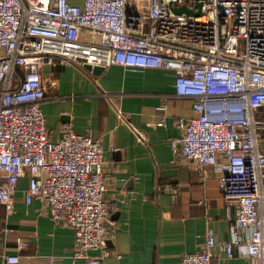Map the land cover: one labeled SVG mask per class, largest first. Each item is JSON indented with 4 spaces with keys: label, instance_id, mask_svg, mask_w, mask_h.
Segmentation results:
<instances>
[{
    "label": "built area",
    "instance_id": "1",
    "mask_svg": "<svg viewBox=\"0 0 264 264\" xmlns=\"http://www.w3.org/2000/svg\"><path fill=\"white\" fill-rule=\"evenodd\" d=\"M181 6L200 14L172 11ZM0 52V205L9 206L26 176L25 204L38 200L72 229L74 262L104 264L112 204L101 139L68 125L50 141L40 67L172 70L173 94L193 99V115L178 120L170 151L214 167L223 200L234 205L228 240L216 244L207 228L180 264H220L234 249L264 264V0H0ZM158 110L163 127L165 105ZM15 242L17 252L26 246Z\"/></svg>",
    "mask_w": 264,
    "mask_h": 264
},
{
    "label": "crops",
    "instance_id": "2",
    "mask_svg": "<svg viewBox=\"0 0 264 264\" xmlns=\"http://www.w3.org/2000/svg\"><path fill=\"white\" fill-rule=\"evenodd\" d=\"M40 68L45 96L39 106L50 141L68 125L77 134L101 139L104 198L112 204L104 264H180L185 253L198 249L207 228L216 244L228 240L234 205L222 198L218 172L174 158L170 151L169 141L181 134L178 120L193 115V99L173 94L172 70ZM162 104L167 117L158 127ZM259 113L264 116V108ZM137 132L148 141L139 140ZM27 184L21 177L9 206L0 205V264L2 256L13 254L18 264H80L71 256L72 229L54 223L48 206L38 200L25 204ZM18 238L26 246L17 252ZM233 253L220 264H248L237 249Z\"/></svg>",
    "mask_w": 264,
    "mask_h": 264
},
{
    "label": "water",
    "instance_id": "3",
    "mask_svg": "<svg viewBox=\"0 0 264 264\" xmlns=\"http://www.w3.org/2000/svg\"><path fill=\"white\" fill-rule=\"evenodd\" d=\"M195 6L197 8L200 7V4L199 3H196ZM173 12L177 13V14H180V13H186V14H190V15H193V16H198L200 14L199 11H192L190 9H188L186 6H181L177 9H172ZM85 67H87L88 69H92V71L94 72H97V71H101L102 67H90L88 65H84Z\"/></svg>",
    "mask_w": 264,
    "mask_h": 264
}]
</instances>
